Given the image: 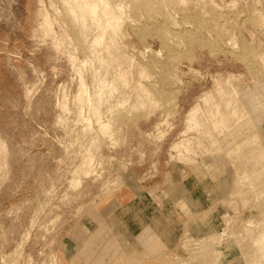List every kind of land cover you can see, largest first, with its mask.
Returning <instances> with one entry per match:
<instances>
[{"label": "rangeland", "instance_id": "rangeland-1", "mask_svg": "<svg viewBox=\"0 0 264 264\" xmlns=\"http://www.w3.org/2000/svg\"><path fill=\"white\" fill-rule=\"evenodd\" d=\"M42 1L71 57L38 0H0V264H245L264 234V0H121V52L90 63L81 1ZM96 68L128 85L98 104ZM225 100L254 125L228 119L232 154L197 159Z\"/></svg>", "mask_w": 264, "mask_h": 264}, {"label": "bare ground", "instance_id": "bare-ground-1", "mask_svg": "<svg viewBox=\"0 0 264 264\" xmlns=\"http://www.w3.org/2000/svg\"><path fill=\"white\" fill-rule=\"evenodd\" d=\"M69 1H71V0H63V2H67V3H69ZM76 1L77 0H75V3H76ZM78 1H81V2H77L78 3V5H77V3H76V5L77 6H75V7H77L76 8V10L77 9H80V11H81V6H80V4H82V7H84L85 9H86V15H84L85 14V12L83 11V8H82V14H83V16H82V26L85 28V32H87V34L90 36V38H91V42H90V53H89V55L87 56V58H86V60H85V63L87 62H89V61H92V57L95 59V58H97L98 60H102L103 58H100L99 59V56L101 55H98V53L100 52V51H102V52H105L106 54H108V57H110V58H114V56L116 55V53L117 54H120L119 52H121L119 49H120V45H119V47L117 46V42L118 41H116V39H115V37L117 36V35H119L121 32H122V26H123V23H122V11H123V3L121 2V0L120 1H117V2H113L112 0H78ZM72 2V1H71ZM70 2V3H71ZM74 2V1H73ZM45 3V1H42V0H38V8H37V16H38V26H39V28H41L40 30H42V32H43V36L45 37H50L51 38V42H52V45H53V47L57 50V51H60V52H63V53H66V54H69L68 53V49H67V47H68V45H70L71 44V38H70V36H65L64 34H58L57 33V31H56V28H55V25H56V23H57V21L58 20H56V18H57V16H56V14L58 13L57 12V10H54L55 9V7L54 8H52L53 6H51L50 5V7L53 9V11H54V13L52 14L51 13V11L49 10V8H48V6L47 5H45L44 4ZM72 4V3H71ZM68 6L70 5V4H67ZM74 5V4H73ZM72 6V5H71ZM68 7V11H70L71 13H73L72 15H74L75 16V14L77 13V12H79V10L78 11H76L75 10V8H73V7ZM79 6V7H78ZM84 9V10H85ZM56 11V12H55ZM76 11V12H75ZM81 14V15H82ZM73 16V17H74ZM72 17V18H73ZM76 17L77 18H79L80 17V15H79V17L76 15ZM58 19V18H57ZM79 19V20H80ZM74 20H75V18H74ZM80 20V21H81ZM82 27V29H84ZM87 30V31H86ZM83 31V30H82ZM81 31V32H82ZM35 32V31H34ZM42 32H41V34H42ZM37 33V32H36ZM84 33V32H83ZM66 34V33H65ZM34 35V34H33ZM119 38V37H118ZM117 38V39H118ZM103 50H105V51H103ZM101 52V53H102ZM103 54V53H102ZM105 56V55H104ZM107 56V55H106ZM105 56V57H106ZM118 56V55H117ZM117 56H115V57H117ZM69 57H71L70 56V54H69ZM101 57V56H100ZM76 58H77V56H76ZM75 58V61H77V59ZM107 58V57H106ZM110 58H107V59H109L108 61H110ZM113 58L111 59V60H113ZM74 59V58H73ZM107 59H105L104 58V60H102V61H107ZM83 63V62H82ZM90 63V62H89ZM102 63V62H101ZM103 64V63H102ZM83 65H84V63H83ZM85 65H87V64H85ZM84 65V66H85ZM104 65H105V62H104ZM88 66V65H87ZM93 66V65H92ZM86 67V66H85ZM89 67V66H88ZM107 67V66H106ZM105 67V68H106ZM109 67V66H108ZM111 68V67H110ZM89 69V68H88ZM91 69V72H92V68H90ZM107 69V68H106ZM97 70H99L98 68H96V70H95V73L93 74L92 73V76H94V78H95V80H96V90H95V94L93 93V94H91L90 93V96H94L96 99H97V102H98V104L99 103H102L103 102V100L105 101L106 99H109L108 97L110 96V94L112 93V92H116L115 90H119V88H120V86L121 85H125L126 84V82H125V84H122L125 80H126V77L124 78L121 74H118V75H116L115 74V72H114V76L112 77V79H110V80H107L105 77H109V76H107L108 75V73H106L107 75L105 76V77H102V75H101V77H99L100 75L99 74H97L96 73V71ZM108 70H109V68H108ZM108 70H107V72H108ZM111 70V69H110ZM80 71V70H79ZM99 73V72H98ZM81 75V74H80ZM78 76V84H80L79 86H81L80 88H83L84 86H85V88H86V84H84L85 82L83 81V79H82V76ZM99 75V76H98ZM125 75V74H124ZM104 76V75H103ZM93 78V79H94ZM109 79V78H108ZM125 79V80H124ZM123 81V82H122ZM95 83V82H94ZM128 83V82H127ZM121 84V85H120ZM126 85H128V84H126ZM262 89V88H261ZM82 90V89H81ZM80 90V91H81ZM83 92H84V90H82ZM85 91L86 92H84L83 94H85V93H87V94H85V95H88L89 96V93H88V91L85 89ZM232 91V90H231ZM230 91V92H231ZM236 90H234V92H235ZM238 91V90H237ZM237 91L235 92V93H233V95H232V93H231V95L233 96V97H231V95L229 96V98H233V99H235L234 101H238V102H240V95L239 94H241V93H238L237 94ZM250 91V90H249ZM229 93V92H228ZM81 94H82V92H81ZM81 94H80V96H81ZM146 94H147V92H146ZM150 94L151 93H149L148 94V96H150ZM244 94V93H243ZM261 94H262V92H261ZM85 95H82L83 97L85 96ZM113 95V94H112ZM239 95V96H238ZM82 96H81V98H82ZM90 96H89V98H87V99H93L92 97L90 98ZM147 96V95H146ZM146 96H144L145 98H147ZM113 97V96H112ZM144 97H142V99H143V101H142V103H139L140 105L141 104H143V103H145V98ZM151 97V96H150ZM264 97V96H263ZM80 98V99H81ZM110 98H111V96H110ZM149 99V98H148ZM227 99H228V97H227ZM226 99V100H227ZM110 100V99H109ZM125 100V99H124ZM153 100H155V98L153 99ZM152 100V101H153ZM225 100V101H226ZM229 100V99H228ZM230 100H232V99H230ZM242 101H243V99H241ZM258 100V99H257ZM100 101V102H99ZM102 101V102H101ZM108 101V100H107ZM106 101V102H107ZM140 101V102H141ZM221 100H219V102H220ZM224 101V102H225ZM234 101H231V102H233L234 103ZM249 101H251V100H249ZM89 102H91L90 100L88 101V103ZM93 102V101H92ZM96 102V101H95ZM94 102V103H95ZM155 102H156V100H155ZM154 101H153V103H155ZM219 102L216 104L217 106L219 105L220 107H222L221 105L222 104H219ZM227 102H230V101H226L225 103H227ZM230 102V103H231ZM238 102H236V103H238ZM247 102V101H246ZM262 102V101H261ZM152 103V102H151ZM152 103V104H153ZM221 103V102H220ZM230 103H228V104H225L226 105V109H224V110H226V113L224 112L223 114L221 113V115H223V116H225V118H221L220 119V116L221 115H219L220 114V111L219 110H222L223 109V107H222V109H220V108H218V107H216V108H218L217 110L219 111V113H218V111H217V113H218V117H217V113H216V109L215 108H213V109H215V110H213L214 111V115H213V113H211V116L213 117V119H212V117L209 115V113L211 112H207L206 114L207 115H209V116H206V117H210V120H211V122H209V121H207L206 120V122H208V123H210V127H209V129H207V128H205V131H208V133H206V134H208V135H210L209 137H211V136H218V137H216V139L217 140H211V138L209 139V140H211L212 142L213 141H216V144L218 145L219 144V142L217 143V141L218 140H222V142H221V144H219L218 145V147L216 146L215 147V145L216 144H214L213 146H210V145H212V144H210V143H208L209 144V146L210 147H206V146H208V144L205 146L206 148H209V149H207V151L206 152H203V151H201L200 150V152H202V153H200L199 151L198 152H196V153H199V155H196V157H197V159L198 158H200L201 156H204V155H211L212 156V154L214 155V153H218V155H219V153L220 152H222V151H225V153L227 154V155H231L232 154V150H233V148H232V150H231V146H232V142H233V139L235 138H233L232 137V135H233V132L235 131V130H233L230 126V124H229V126L227 125H225V123L227 122V120L228 119H230L228 122L230 123V121H231V119L232 118H237L239 121L243 118L244 120L242 121L243 123H244V121L248 124L249 122H250V118H249V115L247 114V111L245 110V108H244V110H245V112L244 111H242L243 113H244V115H242V114H240L241 113V111L239 112V114H238V112H237V110H240L239 109V106H238V104H237V106H238V108H237V106H235L236 105V103L235 104H233V103H231L232 105H229ZM251 103V102H250ZM250 103H247L248 105L250 104ZM157 104V103H156ZM252 104V103H251ZM92 105V104H91ZM96 104H94L93 105V109H96V110H94V113L96 112V116H97V114L99 113V112H101L100 110H99V112L97 113V107H98V105H97V107L96 108H94V106H95ZM215 105V106H216ZM227 105H228V107H227ZM245 105V104H244ZM262 105V104H261ZM263 106H264V103H263ZM236 108H237V110H236ZM248 108H249V106H248ZM98 109H99V107H98ZM251 109V108H250ZM255 109V108H254ZM241 110H243V108L241 109ZM252 110V109H251ZM258 110V109H257ZM223 111V110H222ZM221 111V112H222ZM261 112V111H260ZM102 113V112H101ZM100 113V114H101ZM246 113V114H245ZM238 114V115H237ZM237 115V116H236ZM236 116V117H235ZM260 116V115H259ZM222 117V116H221ZM242 117V118H241ZM241 118V119H240ZM97 119V118H96ZM255 119V118H254ZM98 124H100L102 127L101 128H103V130H104V128L106 129L107 127V123H108V121L106 122L105 120H103L102 119V114L101 115H98ZM209 120V119H208ZM203 120H201V122H202ZM262 121V120H261ZM97 122V121H96ZM225 122V123H224ZM232 122V121H231ZM252 122V121H251ZM250 122V123H251ZM203 123V122H202ZM208 123H206V124H208ZM212 123V124H211ZM223 123V124H222ZM253 123V125H254V122H252ZM196 124V123H195ZM204 124V123H203ZM227 124V123H226ZM262 124V123H261ZM225 125V126H224ZM237 125V124H236ZM249 125V124H248ZM247 125V126H248ZM99 126V125H98ZM109 126V125H108ZM206 126V125H205ZM208 126V125H207ZM246 126V127H247ZM250 126V125H249ZM256 126H257V124H256ZM256 126H255V128H256ZM220 127H222V128H220ZM230 129H229V128ZM237 128H238V125L236 126ZM251 127V126H250ZM261 127V126H260ZM259 127V128H260ZM221 130H219V129ZM207 129V130H206ZM253 129V128H252ZM261 129V128H260ZM102 130V129H101ZM107 130V129H106ZM259 130V129H258ZM262 130V129H261ZM264 130V129H263ZM105 131V130H104ZM249 131V130H248ZM252 132H253V130H252ZM240 133V132H239ZM238 133V134H239ZM242 133V132H241ZM235 134V133H234ZM254 134H255V131H254ZM236 135H237V133H236ZM249 135V134H248ZM247 135V136H248ZM257 135H258V133H257ZM261 135H263L264 136V132H263V134H261ZM238 136V135H237ZM245 136H246V134H245ZM251 136V135H250ZM208 137V138H209ZM219 138V139H218ZM233 138V139H232ZM4 138H2V137H0V140H1V142H2V140H3ZM214 139H215V137H214ZM238 139V138H237ZM209 140H208V142H209ZM247 142H250L249 144H251V143H256L257 141H258V143H259V140H258V136H252V138L251 137H248V138H246L245 139ZM263 140V139H262ZM5 141V140H4ZM3 141V142H4ZM246 141H244L243 140V142H245V143H247ZM261 142L262 141H260V144L258 145V147H257V149H255L254 150V147L252 148L253 150H250L251 152H252V156L250 155L249 157H254V159H260L261 157L262 158H264V146H262L263 144H261ZM264 142V141H263ZM5 144H7L6 143V141L4 142ZM214 143V142H213ZM248 144V143H247ZM4 145V144H3ZM90 145H92V144H90ZM253 145V144H252ZM251 145V146H252ZM248 146V145H247ZM257 146V145H256ZM205 147L203 148V149H205ZM87 149L88 150H90L88 147H87ZM179 148H178V151H176L177 153L179 152ZM205 151V150H204ZM195 153V154H196ZM224 153V152H223ZM224 153V155H226ZM221 154V153H220ZM217 155V154H216ZM188 156H190L191 157V155H188ZM188 158L189 160L191 159V161L193 160L192 158ZM193 157H194V155H193ZM196 157L194 158V160L196 159ZM256 157V158H255ZM213 158H214V156H213ZM250 158V159H251ZM260 159L261 161H263V159ZM186 159H187V157H186ZM196 159V160H197ZM212 159V158H211ZM203 160V159H202ZM213 160H215V159H213ZM230 160V159H229ZM231 160H232V158H231ZM230 160V161H231ZM255 161V160H254ZM202 162V161H201ZM213 162V161H212ZM257 162H260V161H257ZM199 163H200V161H199ZM215 163H216V161H215ZM214 162H213V164H214V166H215V168H216V164H215ZM190 166V165H189ZM199 166V164L197 163V166L196 167H198ZM201 166V165H200ZM208 165H206V168H208L207 167ZM205 167V166H204ZM191 168V167H190ZM205 168V169H206ZM215 168H214V170H215ZM192 169V168H191ZM225 169V168H224ZM208 170H209V168H208ZM210 171V170H209ZM264 171V170H263ZM208 173H210V172H208ZM226 173V172H225ZM187 175H189V174H187ZM260 175V174H259ZM264 175V174H263ZM261 176V175H260ZM259 176V177H260ZM258 179V178H257ZM264 182V181H263ZM262 182V183H263ZM232 187H233V185H232ZM261 188V187H260ZM234 190V189H233ZM232 190V191H233ZM235 193V192H234ZM233 193V194H234ZM263 194V193H262ZM230 195V194H229ZM236 197V196H235ZM260 197V196H259ZM158 198V197H157ZM242 198V197H241ZM159 199V198H158ZM243 199V198H242ZM247 202V201H246ZM245 202V203H246ZM241 203H242V201H241ZM244 204V203H243ZM246 205H247V203H246ZM246 207V206H245ZM238 209V208H237ZM227 213V212H226ZM223 215V214H222ZM225 218V217H224ZM229 223V222H228ZM227 223V224H228ZM246 228V227H245ZM247 229H249L248 228V226H247ZM248 230H246V232H247ZM250 231H252V230H250ZM249 231V232H250ZM263 231V233H264V230H262ZM262 231H260V232H262ZM244 232H245V230H244ZM248 233V232H247ZM249 234V233H248ZM251 234V233H250ZM249 234V235H250ZM245 235H247V234H245ZM249 235H247L248 237H249ZM259 235V237H260V240H259V242L261 243V247H260V245H259V242L257 243L258 245H256V242H255V240L256 241H258V239H257V237H255V239L254 238H252V239H254V243L252 244V245H255V246H259L260 248H258V247H253L250 243H249V239H251V238H248L247 236H246V238H248V239H246L248 242H246V243H244L245 244V246L247 247L248 245H247V243H249L250 244V246H249V248L251 247L252 249H253V255L251 256L250 254H248V261L245 263V264H264V234L261 236L260 234H258ZM257 235V236H258ZM256 236V235H255ZM253 237V236H252ZM251 239V240H252ZM245 240V239H244ZM243 240V241H244ZM252 242V241H251ZM244 248V247H243ZM248 248V247H247ZM250 248V250L251 251H249V253L250 252H252V249ZM254 248H256V249H254ZM263 248V249H262ZM246 250V249H245ZM244 250V251H245ZM262 250H263V252H262ZM248 253V252H247ZM246 253V254H247ZM245 254V255H246ZM249 255H250V257H252V259H250L249 258ZM247 256V255H246ZM13 260V259H12ZM15 260V259H14ZM13 260V261H14ZM247 260V259H246ZM250 260V261H249ZM10 262V264H15L17 261H14V262Z\"/></svg>", "mask_w": 264, "mask_h": 264}, {"label": "crops", "instance_id": "crops-1", "mask_svg": "<svg viewBox=\"0 0 264 264\" xmlns=\"http://www.w3.org/2000/svg\"><path fill=\"white\" fill-rule=\"evenodd\" d=\"M51 45H52V42H51ZM155 239H156L155 241L159 240V239H157V238H155Z\"/></svg>", "mask_w": 264, "mask_h": 264}]
</instances>
